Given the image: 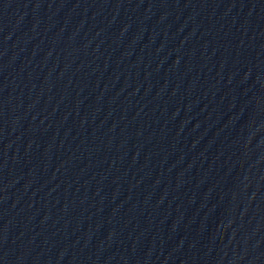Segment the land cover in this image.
<instances>
[{"label": "water", "instance_id": "water-1", "mask_svg": "<svg viewBox=\"0 0 264 264\" xmlns=\"http://www.w3.org/2000/svg\"><path fill=\"white\" fill-rule=\"evenodd\" d=\"M0 264H264V0H0Z\"/></svg>", "mask_w": 264, "mask_h": 264}]
</instances>
